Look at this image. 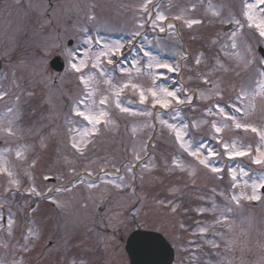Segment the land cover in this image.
Instances as JSON below:
<instances>
[{"label": "rangeland", "instance_id": "obj_1", "mask_svg": "<svg viewBox=\"0 0 264 264\" xmlns=\"http://www.w3.org/2000/svg\"><path fill=\"white\" fill-rule=\"evenodd\" d=\"M142 3L143 0L124 2L127 6H136L137 10ZM209 3L214 8L223 6L221 18L211 15ZM116 4L117 1L109 4L107 0H19V3L0 0V59L4 58L0 67V91L7 93L0 100V123L6 124L15 113L18 117L15 126L19 128L17 135L6 141L0 136V151L11 149L5 153L8 166L21 182L17 190L9 185L6 176L0 175V264L21 260L23 264H68L72 258L87 264H129L124 243L136 228L160 232L173 244L176 252L171 264H264V203L242 201L237 208L228 199L243 188L245 180L251 183L264 175V168L252 163L249 157L229 159L222 147V142H236L238 146L251 145L254 150L259 145V137L250 131L227 128L219 134L218 142L210 122L219 123L221 118L207 112L217 98L199 97L200 92L207 94L213 84H219L223 91L220 105L238 115L227 106L234 102L242 87H251L259 71L264 69L259 63L263 56L254 46V43L264 45V40L253 30L244 29L243 39L252 47L256 63L245 68L225 54L227 35L236 26L221 20L229 13L242 19V0H156L155 11L168 17L165 27L173 24L174 28L166 27L165 32H160L150 27L154 31L150 33V40L141 37V45L135 48L126 45L123 57H117L116 61L125 68H131L136 61L146 65L147 57L140 49L150 51L162 61L179 67L174 73L166 69L151 70L162 73L157 83L170 90L181 89L178 93L181 99L186 95L193 97L195 93V99L190 105H180L177 111L153 109L150 102L140 104L137 93L125 90L120 97L124 106L137 113L151 111L153 115L122 114L114 105L108 106L114 123L107 127L99 125L100 132L88 144L85 154L80 155L71 148L68 129L83 131L91 125L73 112L75 106L83 110L84 106L75 102L84 98V88L78 80L79 74L69 70L64 50L83 52L89 47L84 42L88 38L93 40V52L100 51L105 43L126 42L139 23L129 7L122 6L116 11ZM181 13L202 23L188 28L183 21L173 19ZM89 29L95 32L94 38ZM95 39L101 43L95 44ZM54 55L65 58L62 71H51L48 61ZM197 58L200 64H196ZM102 67L114 83L128 79L116 64L111 66L105 62ZM149 71L146 67L143 74L133 71L131 78L145 87L150 86ZM53 76L56 81L52 80ZM97 78L100 82L96 99L99 100L101 94L111 95V89L102 82L104 78L98 74ZM205 79L210 83H204ZM9 107L13 112H7ZM157 115L178 127L188 125L185 141L194 147L206 146L201 158L207 156V149L215 151L217 155L208 159L222 171L214 174L199 165L180 147L175 134L159 123ZM247 119L264 128V100L260 97L256 99L255 112ZM193 123L200 126L194 128ZM133 128L137 129L135 133ZM145 144L148 145L146 152L141 151ZM22 148L26 149L27 160H18L15 156L16 150ZM134 152L140 153V161L134 160ZM174 158L183 163V171L173 163ZM33 160L35 167L30 168ZM129 164L135 165V180L131 179L133 173L126 171ZM144 165L149 167L146 169ZM116 168L120 169L119 174ZM230 168L237 171L239 187L236 189L232 188ZM241 168L247 176L240 175ZM191 169H195L194 176L189 174ZM88 171L94 174L89 177ZM118 175H124L130 185L123 191L107 183L120 182ZM90 183L96 187L89 188ZM30 186H35L42 195L26 191ZM65 187L69 190H63ZM57 188L61 191L57 192ZM53 200L62 207H57ZM160 200L165 204L172 201L179 207L172 213L170 206L157 203ZM213 202L218 206L216 212L200 211L211 209ZM225 206L233 211L224 213L227 221L217 223L222 219L219 209ZM8 219L13 220L11 234ZM201 227L207 229L211 239L204 233L197 234ZM29 229L35 230L39 238L29 245L30 251L24 252L21 245ZM203 244H211L213 250H201L198 245Z\"/></svg>", "mask_w": 264, "mask_h": 264}, {"label": "snow or ice", "instance_id": "obj_2", "mask_svg": "<svg viewBox=\"0 0 264 264\" xmlns=\"http://www.w3.org/2000/svg\"><path fill=\"white\" fill-rule=\"evenodd\" d=\"M19 3V0H17ZM152 4V0H144V3L140 5L141 12L148 14L150 23L153 28H158L160 32H165L166 27L168 29L174 28L173 24H167L166 27L164 22L168 19V17L160 11H157L154 16L151 15L149 5ZM195 8V5H193ZM223 6L214 8L211 3H209L208 11L211 13L213 17L221 18L222 17ZM242 19L236 18L232 13H229L227 17L222 18L221 22L227 25H235L236 29L227 35V40L229 43H226L223 47L226 50L225 54L228 58L234 60L238 65H242L247 68L250 65L257 62L256 56L253 54L252 47L248 45L243 39V30L249 29L253 30L255 34H258V38L264 40V0H242V10H241ZM92 18V17H90ZM175 20L183 21V23L188 27L192 28L194 25H198L202 23V20L196 18H185L184 14L181 13L173 17ZM146 22H141L138 24L137 28L130 33V38L124 41H114L111 44L105 43L102 45L100 51L93 52L92 45L93 40L88 38L85 40V44L89 45V47L83 52H79L74 49L65 48L64 55L68 58V67L69 70L74 73L79 74L78 80L81 85H83L84 93L83 99H80L75 102L77 105H83V110L79 106H75L73 108V112L77 117H81L83 121H86L88 125H91L90 128L85 129L83 131L77 128H69V140L71 143V148L74 149L78 154L84 155L85 150L87 149L88 144L92 143V139L100 132L99 125H103L107 127L114 123V121L110 117V113L107 110V107L110 105H114L115 109L119 110L122 114L128 115H145L151 117L153 113L151 111L144 113H137L133 111L130 107H126L122 104L120 97L125 92V90H131L134 93L139 95V103L145 104L147 102L151 103V107L153 109L159 107L162 110H174L177 111L180 105L191 104L193 97L191 95H186L184 99H181L179 92L181 89H169L163 85H159L157 82L161 78L162 73L152 72L153 69H166L170 73L178 72L179 67L173 66L167 61H162L157 56H154L150 51H147L143 48L140 51L143 53L144 57H147L146 65H140L139 61L134 62L131 65V68H125L120 66L116 58L123 57V49L125 46H129L131 48L136 47V38L141 35L140 29L145 27ZM99 40L95 41V44H100ZM44 55H47V49L44 50ZM106 62L108 65L116 64L119 68V71L128 79L122 83H114L111 76L106 73L105 69L102 65ZM219 64V61H217ZM259 63L264 65V57L259 58ZM196 64H200V59H196ZM150 70L148 75L152 77L151 85L145 87L143 84L139 82L133 81L131 78L132 72L135 71L137 74H143L144 68ZM220 67H223L220 64ZM88 71H85V70ZM95 70V71H92ZM227 71V69H225ZM97 74L99 77L104 78L102 82L107 84L111 89V95H103L99 100L96 99L97 93L99 92L98 84L99 80L97 78ZM204 83H210L207 79L204 80ZM7 93L0 91V100H3ZM199 97L202 100H211L213 97H216V101L212 107L207 109L209 115H218L221 120L220 122L211 121L210 127L212 131L217 134L216 137L219 142V134L222 133L227 128H235L237 130H243L244 132H252L255 133L257 137H259V145L253 150L251 145H237L236 142H222V147L224 148V153L228 156L229 159H235L237 157H249L252 160V163L261 166L264 168V128H258L256 125L251 123L247 118L250 114L255 112L256 110V99L260 97L261 100H264V69L259 71L258 78L253 82L251 87H242L235 95L234 102L228 105L234 113L238 115L232 114V112L226 111L225 107L221 106L219 101L223 99V91L220 89L219 84H213L212 88L207 90V94L205 92H200ZM17 101L19 100V96L16 97ZM213 108H216L217 111L213 112ZM7 112H13V109L9 107ZM178 114V112H177ZM18 117L13 113V118L8 119L6 124L0 123V136L5 138L15 137L19 131V128L15 126V120ZM157 119L161 125L166 126L172 133L175 134L176 141L180 142V147L188 153L191 157L195 158L199 165H202L204 168L209 169L212 173H220L222 169L214 166L208 157L216 156L217 153L212 149H207V156L201 158L203 156L202 149L205 148V145L193 146L191 143H187L185 141V136H187L188 125L184 124L178 127L176 124L169 123L167 120L162 119L157 115ZM203 123H209L207 121H203ZM146 127L150 125H145ZM200 125L197 123H193L192 127L198 128ZM132 131L135 133L137 131L136 128H133ZM79 137V138H78ZM148 145H142L141 151L147 150ZM11 151V149H5L4 151H0V175H4L8 179L9 185H11L15 189H19L21 182L17 178V174L8 166V160L6 158L5 153ZM26 149H17L15 152V156L18 160H27L25 155ZM134 160L140 161L142 159L140 153H133ZM35 160H33L30 164V168L35 167ZM173 163H175L176 167L184 170V165L182 162L173 159ZM113 167H115L113 165ZM135 165L129 164L126 166V171L128 173H133L131 176L132 180L136 179L134 174ZM147 169L149 166L144 165ZM102 172L104 168L100 169ZM116 173L119 174L120 169H115ZM72 172L75 173V169H72ZM232 177V188L236 189L239 185L236 183L238 176L236 169H229ZM239 173L242 176H247L248 173L243 169H239ZM29 179H31L30 174ZM94 173L92 171H88L87 175L91 177ZM107 175V173H105ZM190 175H195V169H191L189 172ZM45 179H49L50 177L45 176ZM141 179L143 177L141 176ZM118 180L108 181L114 188L117 190L123 191L124 188L129 187L125 182L124 175H118ZM80 183H84L83 180ZM243 188L240 189L238 193H234L231 195L230 202L234 203L237 208L241 207L242 201L247 202H261L264 203V175H261L258 179L252 180L251 183L245 180L243 182ZM89 188L96 187L95 184L90 183ZM75 187V184H73ZM250 189V192L248 191ZM63 190L68 191L69 189L65 187ZM26 191L35 194L36 196H41L42 193L37 191L35 186H30L26 189ZM52 191V189H49ZM57 192L61 191L60 188L56 189ZM215 191V190H213ZM220 195H223L221 193ZM53 203L56 204L57 207H62V205L53 200ZM157 203L161 206H170V210L172 213L177 211L179 205L174 204L172 201H168L165 204V201L160 200ZM218 210V206L213 202L211 209H200L201 212L204 211H212L216 212ZM220 216L222 219H218L217 223H222L228 220V217L224 215L225 212L231 213L233 209L231 207L225 206L222 209H219ZM8 232L11 234L13 220L8 219ZM181 228L184 227L183 224L180 225ZM229 230L231 227L229 225ZM207 231L206 228L201 227L199 232L201 234ZM38 233L29 229L28 234L24 237L25 243L21 245V248L24 252L30 251L29 245L34 243V239H38ZM211 243V242H210ZM233 243L229 241V244ZM214 247H218V245L213 243ZM13 264H23V261H14ZM68 264H87L84 260H77L76 258H72L69 260Z\"/></svg>", "mask_w": 264, "mask_h": 264}, {"label": "water", "instance_id": "obj_3", "mask_svg": "<svg viewBox=\"0 0 264 264\" xmlns=\"http://www.w3.org/2000/svg\"><path fill=\"white\" fill-rule=\"evenodd\" d=\"M258 51L264 55V47L258 46ZM50 65L56 70L63 67L58 56L50 59ZM124 248L130 264H170L173 259L171 245L160 232L154 230H132L126 237Z\"/></svg>", "mask_w": 264, "mask_h": 264}, {"label": "flooded vegetation", "instance_id": "obj_4", "mask_svg": "<svg viewBox=\"0 0 264 264\" xmlns=\"http://www.w3.org/2000/svg\"><path fill=\"white\" fill-rule=\"evenodd\" d=\"M115 1H117V4H116V6H115V9H116V11L118 10V9H120L122 6H126L127 8L129 7L130 9H131V11L134 13V18H135V20L138 22V23H141V22H146L145 23V27L144 28H142L140 31H141V35L139 36V38L141 39V37H146V38H148L149 40H150V33L151 32H154L153 30H151L150 29V27H152V25H151V23H150V19H149V15L148 14H145V13H143V12H141V10L140 9H136V8H134V7H136V6H133V5H131V6H127V5H125L124 4V2L126 1V0H107V2H109V4H111V3H115ZM155 1L156 0H152V4H150L149 5V9H150V12H151V15L152 16H154L155 15ZM143 2H144V0H143ZM257 43H254V45H256ZM52 71V70H51ZM54 72V71H53ZM52 80H54V81H56V78L53 76L52 77ZM52 181H53V179H51ZM198 235H199V233H197ZM212 237L209 235V237L207 238V239H211ZM198 247L201 249V250H213V246L211 245V244H203V245H198ZM175 250H174V259H175ZM203 257H206V255L205 256H203ZM174 261V260H173Z\"/></svg>", "mask_w": 264, "mask_h": 264}]
</instances>
